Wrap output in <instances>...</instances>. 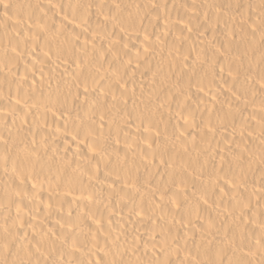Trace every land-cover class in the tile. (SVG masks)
<instances>
[{"label":"bare ground","instance_id":"6f19581e","mask_svg":"<svg viewBox=\"0 0 264 264\" xmlns=\"http://www.w3.org/2000/svg\"><path fill=\"white\" fill-rule=\"evenodd\" d=\"M0 264H264V0H0Z\"/></svg>","mask_w":264,"mask_h":264}]
</instances>
